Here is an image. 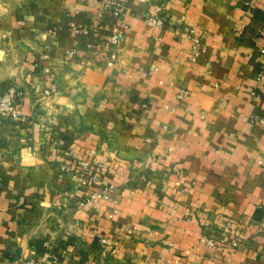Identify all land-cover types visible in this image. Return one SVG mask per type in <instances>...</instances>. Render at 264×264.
I'll return each instance as SVG.
<instances>
[{
  "label": "crops",
  "instance_id": "obj_1",
  "mask_svg": "<svg viewBox=\"0 0 264 264\" xmlns=\"http://www.w3.org/2000/svg\"><path fill=\"white\" fill-rule=\"evenodd\" d=\"M110 1L0 0V264H264V0Z\"/></svg>",
  "mask_w": 264,
  "mask_h": 264
},
{
  "label": "built area",
  "instance_id": "obj_2",
  "mask_svg": "<svg viewBox=\"0 0 264 264\" xmlns=\"http://www.w3.org/2000/svg\"><path fill=\"white\" fill-rule=\"evenodd\" d=\"M104 8L110 10L115 16H119L122 11L121 5L116 1L105 0ZM101 14H104V11H102ZM147 20L151 24L157 27H163L165 24L164 16H160V15L159 16L147 15ZM192 34H194L193 37L194 53L191 59L195 61L202 52L203 37L197 35L195 30H192ZM124 41H125V33L123 32L121 27H119L118 25H114L109 36V42L111 46L110 61L108 63L109 66H112L114 64V61L118 58L119 53L117 51V47L120 44H122ZM263 78L264 76H261V80H263ZM18 97H19V93L15 88H11L0 95V116L8 113L12 115V117L20 116L19 110L17 109L16 104L14 102ZM90 158L91 160L81 161L80 167L83 171L89 172L92 165H94L95 163L94 151L90 152ZM98 181H99V177L97 173H92L88 179L83 180V184L88 188V191L90 193V200L105 198L107 197V192L112 191L114 188L113 185H110L109 187H106L103 190L93 189V187L97 185ZM84 203L85 202H82L81 205H84ZM225 226L230 228L232 225L231 223H227ZM102 241L105 244H109L108 239L103 238ZM202 241L206 243V245H208L209 247L215 246V242L206 235L202 237ZM175 263L179 264V261H175ZM23 264H40V263L35 259H28Z\"/></svg>",
  "mask_w": 264,
  "mask_h": 264
}]
</instances>
